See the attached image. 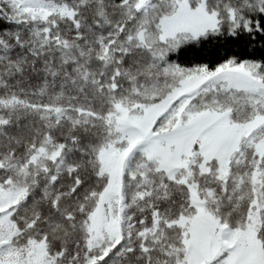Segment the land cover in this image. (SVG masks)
I'll use <instances>...</instances> for the list:
<instances>
[{
    "label": "snow or ice",
    "instance_id": "1",
    "mask_svg": "<svg viewBox=\"0 0 264 264\" xmlns=\"http://www.w3.org/2000/svg\"><path fill=\"white\" fill-rule=\"evenodd\" d=\"M0 264H264V0H0Z\"/></svg>",
    "mask_w": 264,
    "mask_h": 264
}]
</instances>
